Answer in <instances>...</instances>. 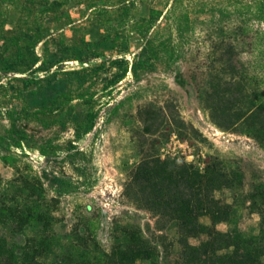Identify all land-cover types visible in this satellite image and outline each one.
<instances>
[{
  "label": "rangeland",
  "instance_id": "obj_1",
  "mask_svg": "<svg viewBox=\"0 0 264 264\" xmlns=\"http://www.w3.org/2000/svg\"><path fill=\"white\" fill-rule=\"evenodd\" d=\"M251 1L0 0V153L17 158L0 156V208L39 199L53 217L47 231L0 217V235L45 236L46 261L86 264L112 262L137 231L157 264H219L191 255L173 209L136 180L165 161L217 168L229 220L200 222L239 243L218 254L249 247L264 264V18Z\"/></svg>",
  "mask_w": 264,
  "mask_h": 264
},
{
  "label": "trees",
  "instance_id": "obj_2",
  "mask_svg": "<svg viewBox=\"0 0 264 264\" xmlns=\"http://www.w3.org/2000/svg\"><path fill=\"white\" fill-rule=\"evenodd\" d=\"M251 4L253 6L250 7H254L256 12L264 18V0H252ZM52 66L53 63L43 61L36 69L46 70ZM34 82L35 79H25L27 85ZM261 108L264 109V102L261 103ZM22 132L26 134L24 130ZM256 133H264V128L258 129ZM26 138V135L21 136V140H26ZM0 156L11 166H16L17 158L14 155L0 153ZM216 169L214 167L200 169L185 164L172 167L165 161H158L154 164L142 162L137 167L135 178L142 182L146 188L155 192L154 196L160 199L156 203L158 208L165 204V208L173 209V218L178 221L182 229L181 233L185 236L184 244L192 251L191 255L200 258L202 254H210L211 257L220 259L219 264H263L260 255H255L249 247H240L231 252L218 254V252L239 243L232 241L231 233H221L200 222V217L204 215H211L215 223L229 220V213L224 212L230 205L221 206L220 202L212 195V192L224 186L221 177H214ZM31 180L36 181V177H32ZM165 183L173 185V192L159 188V185ZM39 186V188H43L42 183ZM32 187L35 189L38 184L33 183ZM260 187L264 189V184ZM44 206V203L39 199L23 205L18 204L15 207L4 205L0 208V217L5 222L38 227L41 231H47L53 217L46 214ZM201 233L208 234L210 238L214 236L216 239L218 237L222 239H217L215 242L212 238L213 243L211 239H208V242L200 247H194L188 243L186 238L196 237ZM49 249L50 246L45 236L41 238L28 236L23 242L15 243L6 235H0V264H54L44 259ZM112 255L115 259L110 263L89 260L86 264H137L139 260L157 264L155 250L146 244L143 236L137 231H132L123 245L113 250Z\"/></svg>",
  "mask_w": 264,
  "mask_h": 264
}]
</instances>
